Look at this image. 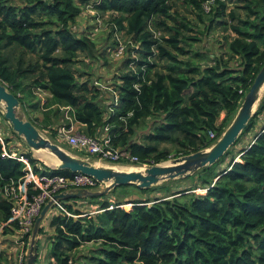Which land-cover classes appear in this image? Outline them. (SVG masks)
<instances>
[{"label": "trees", "instance_id": "1", "mask_svg": "<svg viewBox=\"0 0 264 264\" xmlns=\"http://www.w3.org/2000/svg\"><path fill=\"white\" fill-rule=\"evenodd\" d=\"M179 1L0 0V80L24 110L39 108L38 90L49 93L47 120L49 113L71 106L85 134L98 137L108 126L112 147L141 163L210 148L264 66V0H215L210 12L204 10L207 0H181L188 13L207 22L203 29L180 12ZM87 7L97 18L110 17L112 47L118 49L121 33L130 45L113 77L115 100L105 108V92L91 77L83 79L89 73L78 67L96 50L90 34L73 29ZM218 29L227 32L218 51H202L207 33ZM101 57L107 60L105 52ZM263 110L264 98L235 144L188 176L191 188L172 190L169 182L158 187L167 196L106 200L120 187L135 186L143 194L157 189L117 186L92 197L101 200L95 213L81 208L78 201L86 198L62 200L66 211L59 209L49 220L44 264H264V125L256 122ZM249 133L252 139L245 142ZM24 154L36 172L43 171L32 151ZM24 174L25 163L4 156L0 141L3 235L19 232L4 191ZM123 203L132 205L126 209ZM45 230L42 225L39 235ZM30 235L24 237L27 244ZM88 245L89 252L80 251ZM39 246L35 264H42ZM0 264H9L1 251Z\"/></svg>", "mask_w": 264, "mask_h": 264}, {"label": "rangeland", "instance_id": "2", "mask_svg": "<svg viewBox=\"0 0 264 264\" xmlns=\"http://www.w3.org/2000/svg\"><path fill=\"white\" fill-rule=\"evenodd\" d=\"M178 8L181 13L187 14L191 19L195 20L198 23V26H197L198 28L203 29L207 25V22L200 21L199 19L195 17V15L188 13L186 9L184 8V5L182 4L181 0L179 1ZM95 15H96L95 12H93L91 8H88V7L85 8L84 11L82 12L81 17L78 18L76 23L74 24L73 29L74 31H78V32H87L88 34H90V36L96 43V50L94 51V54L86 57L85 66L82 63H80L78 64V67L79 69L84 70L86 73H89V74H85L83 79L91 77L92 80L95 82V84L101 87L103 91L105 92L103 93L104 95L101 98V103L105 108V106L106 107L110 106V104L114 102L113 100H115V92L113 91V87H114L113 77L120 70L119 67H120V64L122 63L123 56H120V57L117 56V50L115 48L116 45L112 47L115 41V35L112 32L110 17L105 16L104 18H97ZM226 34L227 32L222 29H218L215 31H209L207 35L205 36L204 41L201 43V45L203 46L202 51L207 50V51H211L214 53L217 52L219 45L221 41H223V38ZM119 37H120V40L125 45L124 53H126V49L128 50L130 46L129 44L127 45L128 39L126 35H124L123 33L119 34ZM103 52H105V58L107 59L106 61H102L101 53ZM35 96H36L35 101L40 102L39 108L38 109L29 108V109L24 110L20 106L17 108V114L23 119L33 120L37 128L41 132H43L46 136H48V138L51 141L58 143L65 150L72 153L73 155L81 157V158H89L98 165L114 166L115 168L118 167V169H121V170H128V168L130 167L132 168L142 167L145 169L146 167L153 165L152 163L150 164V163L125 162V161L114 162V161L100 160L98 157L91 155L84 150H81L79 147L70 145L66 140L64 139L60 140L58 138L57 131L62 124L66 123L65 115H64L65 110L61 108V111L57 115H55L54 113H49L47 115V118H48L47 120L45 119V113H47L48 111L44 109V106H45L44 102L46 99L50 98L49 93L38 90V93L36 92ZM261 97L264 98V89L263 91H261ZM27 98H30V97L27 96ZM263 98H261L256 103L255 111L258 110ZM57 107L58 106H55L53 109H56ZM4 113H5V106L2 102H0V137L4 139L5 145H8V147H10L8 144L9 140L12 141L11 145H13L14 143L16 144L20 143L22 145H27L24 137H21L17 132L14 131L12 124L10 123V121H8L5 118ZM235 115L231 117L232 120L234 119ZM42 117H43V120L45 119V122L47 121L46 123L49 125L48 128L51 130L50 132L45 131L44 129L45 126H43L42 124L43 123ZM231 119L228 122V124L232 122ZM148 122H150V119L148 120ZM256 122L258 123V128L264 125V110L259 113ZM73 132H85V129L81 127V124H79L78 122H75V128ZM102 134H104V132ZM251 139H252V133H249V135H247L245 138V142H249L251 141ZM6 140L8 141L6 142ZM164 146L172 148V146L168 144H164ZM8 147H6L7 150H9ZM37 152L38 150L32 149V153L34 157H36L39 160L37 164L41 168L47 167V169H57L56 167L58 166V164L57 165L48 164L45 161V160L49 161L47 159L46 154L40 155L39 153L37 154ZM172 156H174V153L172 154ZM173 158L174 157H171L166 161H172ZM166 161H163L160 163H165ZM49 162L51 163V161ZM169 182H170L171 187L173 188L172 190L191 188L194 186L193 181L190 178L188 179V177L176 178L173 180L161 181L159 184L154 185V186H157L156 190L145 193V194L141 193L139 189L135 186H127L125 188L120 187L116 191H113L111 194H109L108 195L109 197L108 196L105 197V199L106 200L110 199L112 201V200H116L121 197H124V199L122 200L126 201L127 198H134L137 196L143 197V198L167 196L168 191L164 188H158V187L165 185L166 183H169ZM105 185H106L105 183H102L98 188H93V189L100 190L103 187H105ZM195 191L197 193H205L206 190L202 188H198ZM100 201H101L100 199H94L90 197V198H86L84 202H81L82 204L80 206L83 210L87 212L95 213L97 209L99 208ZM131 205H132L131 203H123L122 207L126 209H130ZM48 216L42 224L46 228L45 232L40 235L38 234V240H39L38 242L40 245L39 250H40V256H41L39 259L40 260L39 263H42V264H44L45 261L48 259L47 249H49V246L46 242L52 233V230L49 227L50 217ZM0 229H1V237H0L1 247H4L3 245H6L5 247L7 249L5 251L3 250L4 255H6L4 259L7 260V262L11 261V264H20L19 255L23 254L24 259L21 264H25L27 260L28 248H29L31 237H29L28 244H25L26 243L25 241V243L22 244L23 246H21L20 250L15 247L14 249L15 253H13L11 250L12 253L9 254L8 250L10 249L9 243L12 241L11 239L12 237H16L17 239L18 236L17 235L16 236L3 235L2 233L3 229L2 228ZM89 247L90 245L85 246L81 248L80 251H82L83 253L89 252L88 250Z\"/></svg>", "mask_w": 264, "mask_h": 264}, {"label": "water", "instance_id": "3", "mask_svg": "<svg viewBox=\"0 0 264 264\" xmlns=\"http://www.w3.org/2000/svg\"><path fill=\"white\" fill-rule=\"evenodd\" d=\"M264 89V66L257 74L250 90L245 94L234 119L223 132L221 137L205 150L192 154L178 156L172 159L170 165L163 163L153 164L141 170H120L114 166H104L94 163L89 158H81L65 150L61 145L45 137L37 126L17 114L20 107L19 98L11 92L7 85L0 80V102L5 106V118L10 121L15 132L24 137L27 145L33 150H49L59 159L58 169H68L72 172H83L96 178L105 187L100 190L90 188H73L62 191L50 199L42 208L35 220L31 232L28 255L25 264H35L37 259L38 234L44 220L55 206V201L72 198H90L108 193L121 185L135 184L139 188H151L163 180L188 177L197 170L211 166L220 159L225 152L237 141L242 131L247 127L249 121L255 114V105L263 97L261 91Z\"/></svg>", "mask_w": 264, "mask_h": 264}, {"label": "built area", "instance_id": "4", "mask_svg": "<svg viewBox=\"0 0 264 264\" xmlns=\"http://www.w3.org/2000/svg\"><path fill=\"white\" fill-rule=\"evenodd\" d=\"M215 0H207L204 3L205 12H210ZM94 12V11H93ZM125 45L120 42L117 49V56L124 54ZM65 110L66 123L62 124L58 131V138L66 140L70 145L79 147L81 150L98 157L100 160L114 161V162H139V158L131 154L127 150H121L112 147L110 144L109 127H103L102 133L98 137L87 135L83 132H73L75 122H77L72 115L71 106L61 107ZM79 123V122H78ZM45 137L43 132H41ZM56 135V136H57ZM211 137H215L214 132H210ZM3 144V155L8 157H15L25 163V174L17 183L12 181L5 189L4 196L12 201V220H16L19 225V236L17 241L21 246L25 243L24 237L26 234L32 232L33 225L36 218L40 214L44 205L54 197V195L70 190L73 188H96L103 182H99L95 177L77 171L73 172L71 176H66L61 173L53 172L52 169L43 168L42 172H36L31 165L29 158L24 153H11L7 150L4 139L0 137ZM41 168V167H40ZM54 208L66 211L62 200L55 201ZM53 211V210H52ZM1 237V229H0ZM21 239V240H20ZM20 240V241H19ZM27 244V242L25 243ZM1 247V241H0ZM23 254L19 255L20 264L23 262Z\"/></svg>", "mask_w": 264, "mask_h": 264}, {"label": "crops", "instance_id": "5", "mask_svg": "<svg viewBox=\"0 0 264 264\" xmlns=\"http://www.w3.org/2000/svg\"><path fill=\"white\" fill-rule=\"evenodd\" d=\"M38 93V92H37ZM49 96H50V94H49ZM63 107V106H62ZM225 112H223L222 114H221V118L219 119V122H221V120L225 117ZM42 120H43V117H42ZM41 121V120H40ZM43 126H45V120H43ZM79 124H81V127L83 128V129H86V125H84V124H82V123H79ZM44 129H45V131H47V132H50L51 130L48 128V127H44ZM83 133H85V132H83ZM22 137V136H21ZM7 138V137H6ZM10 138V137H9ZM11 143H12V141H8V144H9V150L10 151H12L11 153H19V154H21V153H26V152H29V151H32V149L28 146V145H22V144H16V143H14L13 145H11ZM12 146V147H11ZM86 199H82V200H80V201H78L80 204H82L81 202H84ZM56 209L54 208L53 209V211L51 212V213H49V216L48 217H51L53 214H55L56 213ZM50 220V219H49ZM44 226V225H43ZM52 234V233H51ZM19 236V233H16V234H14V236ZM12 241L9 243V245H10V249L8 250V253L9 254H11L12 252L13 253H15V251H14V249H15V247L16 248H18L19 250L21 249V244H20V242H18L17 240L18 239H16V237H12V239H11ZM39 241V240H38ZM47 244H48V246H49V240H47V242H46ZM4 247H0V251H1V254H2V252H3V250L5 251V250H7L6 249V245H3ZM11 250H12V252H11ZM47 250H49V249H47ZM46 254H47V252H46ZM46 254H45V256H46ZM3 255H4V253H3ZM6 255H4V257H5ZM44 256V257H45ZM39 257H41L40 256V250H39ZM10 258V257H9ZM9 264H11V261H9L8 262Z\"/></svg>", "mask_w": 264, "mask_h": 264}, {"label": "bare ground", "instance_id": "6", "mask_svg": "<svg viewBox=\"0 0 264 264\" xmlns=\"http://www.w3.org/2000/svg\"><path fill=\"white\" fill-rule=\"evenodd\" d=\"M263 91V90H262ZM256 109V108H255ZM40 154V155H44V154H46V156H47V159L49 160V161H51V163L49 162V161H47V160H45L48 164H50V165H57L58 163H59V159L57 158V156L55 155V154H53V153H51L49 150H43V149H41V150H38V152H37V154ZM172 163V161H166L165 163H163L164 165H170ZM115 169H118V167L117 168H115ZM121 170V169H120ZM128 170H141V171H144V168H132V167H130V168H128Z\"/></svg>", "mask_w": 264, "mask_h": 264}]
</instances>
